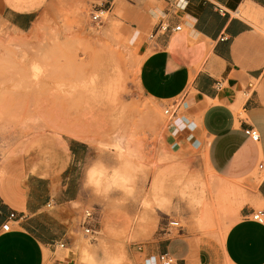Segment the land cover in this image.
<instances>
[{"label": "rangeland", "instance_id": "rangeland-1", "mask_svg": "<svg viewBox=\"0 0 264 264\" xmlns=\"http://www.w3.org/2000/svg\"><path fill=\"white\" fill-rule=\"evenodd\" d=\"M126 6L52 0L26 33L0 18V165L20 158L45 177L69 168L64 177L72 173L80 190L70 205L77 215L66 250L73 264H160L143 254L160 234L187 229L220 240L247 202L243 185L215 178L196 154L170 141L172 118L139 88L145 55ZM71 141L86 145L87 162H72ZM172 221L181 229L170 230Z\"/></svg>", "mask_w": 264, "mask_h": 264}, {"label": "crops", "instance_id": "crops-1", "mask_svg": "<svg viewBox=\"0 0 264 264\" xmlns=\"http://www.w3.org/2000/svg\"><path fill=\"white\" fill-rule=\"evenodd\" d=\"M51 1L0 0V18L30 32ZM86 1L98 10L132 7L128 17L140 28L145 55L141 93L161 108L184 109L167 126L170 141L178 152L196 154L215 178L247 189L224 238L180 228L178 236L160 234L143 252L146 260L167 253L176 264H264V224L251 218L264 211V0ZM164 19L182 30L147 37ZM251 127L260 133L258 142L245 134ZM68 150L77 165L91 155L79 141ZM68 170L45 177L20 158L0 165V264H73L66 254L77 218L70 205L80 190L72 173L64 177Z\"/></svg>", "mask_w": 264, "mask_h": 264}, {"label": "built area", "instance_id": "built-area-1", "mask_svg": "<svg viewBox=\"0 0 264 264\" xmlns=\"http://www.w3.org/2000/svg\"><path fill=\"white\" fill-rule=\"evenodd\" d=\"M105 13V11H101V12H97L96 15L93 16V21L94 22H101L102 19V15ZM182 30V26H176L174 28H171V25L168 21V19H164L157 27V30L154 34H151L149 36L150 39H153L154 36L159 33L162 32L163 34H167L168 32H180ZM227 40L226 37H223L221 39V41H225ZM181 104H177L176 106L173 107H169V108H165V115L170 116L173 122L176 119V115L179 112V110L181 109ZM245 134L247 136H249L254 142H258L260 140V133L258 132L257 129H255L254 127H251L249 129H247L245 131ZM1 215V212H0ZM92 217V213L89 211L85 212V218L82 221V228L84 229V232L87 236L89 235H93L94 234V230L90 224V219ZM252 220L255 222H258L260 224H264V211L263 210H259L257 212H254L251 216ZM169 227L170 228H175V229H180V222L178 221H172L169 223ZM61 248H64V244L60 245ZM158 260L160 262V264H176L175 259L167 254V253H161L158 256Z\"/></svg>", "mask_w": 264, "mask_h": 264}]
</instances>
